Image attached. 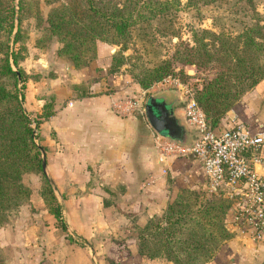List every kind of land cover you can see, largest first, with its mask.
<instances>
[{"label": "trees", "instance_id": "1", "mask_svg": "<svg viewBox=\"0 0 264 264\" xmlns=\"http://www.w3.org/2000/svg\"><path fill=\"white\" fill-rule=\"evenodd\" d=\"M56 1L58 4L49 9L46 17L47 31L49 37H56L61 43L58 53L76 68L94 62L98 39L123 49L132 37L134 26L149 23L177 6L175 0ZM214 1L188 0V3ZM248 1L251 6L254 4V0ZM25 8V0H18V13L12 0H0V224L29 196L30 188L23 183L22 174L31 171L42 175L45 185L41 194L65 230L61 205L42 170L41 145L36 143L31 125L34 122L37 127L39 119L32 121L29 117L23 105L24 85L19 86L24 79L19 60L25 50L21 43L20 11ZM251 17V22L235 34L215 33L206 28L194 31L195 44L184 46L182 51L186 63L198 62L204 66L216 63V73L195 95L212 128L241 94L264 79V15L254 11ZM125 57L120 51L114 53L109 72L122 65ZM132 66V76L143 87L171 70L169 60L153 67L142 63ZM88 94L85 91L80 96ZM51 113L44 111L43 116ZM104 205H109V201L104 200ZM230 205L231 200L223 194L179 188L161 215H152L142 226H136L138 256L147 261L164 257L174 264H206L215 250L233 235L226 224Z\"/></svg>", "mask_w": 264, "mask_h": 264}, {"label": "crops", "instance_id": "2", "mask_svg": "<svg viewBox=\"0 0 264 264\" xmlns=\"http://www.w3.org/2000/svg\"><path fill=\"white\" fill-rule=\"evenodd\" d=\"M102 50L103 47L99 44L98 57L93 63L70 71L74 82L85 81L90 84L91 94L75 97L68 88L64 97L55 99L54 113L45 120L51 133L47 143L52 151V158L49 160L47 157L46 166L57 187L67 189L66 201L73 231L86 232V213L101 209L100 220H97L100 227L97 231H111L128 239L127 246L130 250L127 254L131 253L133 259L137 260L142 257L137 254L135 239L130 238L133 224L143 225L153 214H160L179 188H203L205 178L201 165L190 156L172 155L166 161H160L151 139L155 129L148 120H144L137 111L122 115L110 106L111 99L122 91V80L120 75L107 72L108 64H104ZM107 85L116 87L109 90ZM154 95H162L174 107V116L187 132V141L183 144L191 143L198 131L187 122L182 113L180 97L174 98L166 92ZM226 114V120L234 118L244 123L251 132L264 131V79L244 93ZM87 174L95 175L94 184L88 182ZM86 188L105 191L108 188L122 189L123 192L116 207L103 206L101 198L92 192L75 193V190L84 191ZM37 203L41 205L40 201L34 200L33 204L38 208ZM28 209L27 204L23 205L16 220L22 219V215L28 218ZM228 216L227 214V219ZM28 219L30 222L19 221L17 227H13L12 222L0 225V258L3 259V264L33 263L32 252H38L39 249L37 240L35 241V237L39 235L34 232L38 229L33 226L39 228L41 223L35 217ZM23 222L26 226L30 225L28 230L34 232L29 239H26L24 233L26 228L20 226ZM113 226L114 230L110 229ZM67 227V236L72 238V230ZM51 232L46 230L45 235L49 251L54 249L52 247L59 237L57 231ZM64 234L63 230L59 233L62 236ZM86 237L88 235H83V238ZM28 243H32L34 248L27 247ZM47 258L50 261L46 259L42 264H57L53 263V254ZM65 259L69 263L72 258L67 254ZM158 259L165 264H173L163 258H154L151 263ZM56 261L58 262V258ZM206 264H264V244L233 235L215 250Z\"/></svg>", "mask_w": 264, "mask_h": 264}, {"label": "rangeland", "instance_id": "3", "mask_svg": "<svg viewBox=\"0 0 264 264\" xmlns=\"http://www.w3.org/2000/svg\"><path fill=\"white\" fill-rule=\"evenodd\" d=\"M175 1L177 2L175 9H172L164 16L156 17L149 23H141L138 26H134L132 28V37L125 48L121 49L120 45L108 43L100 39L97 40L96 50L98 53L99 44L103 47L101 57L104 59V64H108V66H106L107 72L110 71L112 63H114V53L120 51L126 56L124 63L117 68H113L112 72L120 75L122 80V91L116 94L110 101V106L115 112L122 115H128L130 113H136L137 111L139 115L147 121L144 111V104L147 97L150 94L166 92L174 98L177 96L180 97L179 105L182 108V113L185 114V106L188 100L191 98L195 100L197 91H199L206 81L212 78L217 71L215 62H211L207 66L198 62H184L182 51L184 50V46H193L195 44L193 41L194 31L206 28L215 33L226 32L235 34L245 24L251 22V16L254 11H258L260 15H264V0H254L252 6L248 0H215L211 3H198L196 5L189 4L188 0ZM12 3L18 13V0H12ZM57 4L58 1L56 0H25V6L27 8L20 11V25L23 33L21 43L24 44L25 50L23 51L24 56L19 60V66L24 71V79L23 82H19V86L22 84L24 85L23 105L27 110L29 117L32 121L33 119H39L37 127L34 122H32L31 125L35 130L36 143L43 146L42 148L46 155V161L47 157L49 160L52 158V151L48 144V137L51 133L49 132L48 124L45 120H48V118L54 113L55 99L64 97L68 92V88L71 90L72 96L75 97L80 96V94L85 91L89 92L88 95L91 94L89 83L85 81H73L71 75L72 72L70 71L81 67H74L64 55L59 54L58 48L61 43L56 37H49L46 17L49 9ZM260 23H263V21ZM15 24H17V20H15ZM97 57L96 54V58ZM163 60L170 61V72L162 78L153 81L148 87L141 86L130 72L133 63H142L148 67H153ZM106 87L109 90H114L116 86L107 85ZM250 89L252 88L247 89L244 93ZM243 94L240 95L237 101ZM118 99L122 100V103L129 108L123 111L118 110L113 106L112 101ZM130 104L132 105L131 107L129 106ZM47 110L52 111V113L50 116L44 117L43 113ZM226 113L220 120L219 124L213 128L215 131H219L227 125L224 123V121L227 123L229 121L228 119V121L226 120ZM157 135L159 134L154 131L151 134V139L155 146L156 155L159 156L160 148L157 146L156 142ZM46 172L53 180L57 189V191H55L52 188L61 205L66 229L64 230L59 226L58 221L49 211L48 205L44 201L41 194V190L45 185L42 175L38 172L31 171L22 174L23 183L30 188L29 196L22 199L20 205L8 214L6 221L0 224L6 225L12 222L13 227H17L19 221L29 220L28 218L34 219V217L40 221L41 225L39 228L31 225L35 229H38V231L35 230L34 232L39 235L38 237H35L39 249L38 252H32V264H42V261H46V259L49 260L47 257H50L51 254H53V258L55 259L53 263L55 262L57 264H132L133 262L134 264H152V259L147 261L145 258H137V260H134L131 253L127 254V251L130 250L129 246H127L128 239L122 237L121 234L117 236L111 231H97L100 227L97 220H100L101 209L91 210L90 213L89 211L86 213L87 219L84 220V223L88 225L84 228L86 229V232H74L70 227L69 221V212L66 201L67 189H59L57 187L53 175L47 166ZM87 177L89 178L88 182L95 183L94 174H87ZM93 184L88 186L92 187ZM190 189L204 191L206 194L210 193L201 186ZM82 192H92L98 198H101L103 206H107L104 205V200H107L109 201V205H112L113 207H116L118 199L121 197L120 194L122 193L121 191L120 193L116 192L115 189L109 188L106 189V191L105 189L100 190L95 188L91 190L86 188L84 191L75 190L76 194ZM34 200L40 201V206L39 203H37L38 208L34 206ZM25 204H27L29 208L27 210L28 218L22 215V219L16 220V217H18V215L20 216L19 210ZM73 212L75 217H77L78 215L75 211ZM161 213L153 215H161ZM93 220H95V224H93ZM20 226L26 228L24 231L27 236L26 239H29L31 235H34L33 231L28 230L30 225L26 226L23 222ZM67 226H69V230L70 228L72 230L70 233L72 238L67 236ZM136 226L137 224L134 223L132 226L133 228L131 229L130 238L135 239L137 249V240L135 237L137 232L135 229ZM227 227L229 228V226ZM110 229L114 230V226L110 227ZM46 230L52 231L51 233H54L55 231L58 232L57 236L59 237L57 238L56 244L52 247L54 248L52 251H49V248L46 247ZM62 230L66 233L63 236L59 235ZM91 233L92 235L89 236ZM83 235H88V237L83 238ZM27 245L29 248H34L32 243H28ZM67 248L69 249L67 250ZM118 249L119 251L122 250V252H119ZM67 254L72 258L69 263H67L65 259ZM57 258L58 262L56 261ZM156 258L167 260L164 257ZM49 263L50 262H45L44 264ZM0 264H3L2 258H0ZM153 264H165V262L158 259Z\"/></svg>", "mask_w": 264, "mask_h": 264}, {"label": "built area", "instance_id": "4", "mask_svg": "<svg viewBox=\"0 0 264 264\" xmlns=\"http://www.w3.org/2000/svg\"><path fill=\"white\" fill-rule=\"evenodd\" d=\"M112 103L118 110L129 108L120 99ZM185 117L197 137L183 144L157 135L159 159L172 155L195 159L204 173L203 188L231 200L226 224L234 235L264 244V131L251 132L234 118L215 131L193 98L185 106Z\"/></svg>", "mask_w": 264, "mask_h": 264}, {"label": "water", "instance_id": "5", "mask_svg": "<svg viewBox=\"0 0 264 264\" xmlns=\"http://www.w3.org/2000/svg\"><path fill=\"white\" fill-rule=\"evenodd\" d=\"M144 111L148 122L157 133L163 137L186 143L187 132L184 126L174 116V107L162 95L150 94L145 101ZM40 150L42 152V170L51 187L57 191L53 180L46 172V156L41 146Z\"/></svg>", "mask_w": 264, "mask_h": 264}]
</instances>
